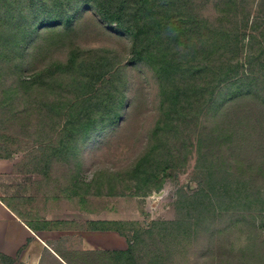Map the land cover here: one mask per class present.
Segmentation results:
<instances>
[{
  "label": "rangeland",
  "instance_id": "1",
  "mask_svg": "<svg viewBox=\"0 0 264 264\" xmlns=\"http://www.w3.org/2000/svg\"><path fill=\"white\" fill-rule=\"evenodd\" d=\"M215 1L210 0L203 8L202 1L198 0L200 12L210 15L213 12L211 3ZM238 5L239 12L244 10L242 14L246 13L250 18L241 54L246 61L248 57H254V66L259 70L264 62V22L259 20L264 18V0H239ZM241 17L233 19V23L241 24ZM129 46L128 40L102 27L95 16L87 12L72 28L47 31L32 43L28 66L21 78L11 70L0 73V182L15 199L12 200L14 207L32 220L87 216L95 220L125 222L122 235L127 247L130 241L134 242L136 233L153 227L160 238L158 242L163 243L158 246L157 253L168 264H215L218 260L213 258L210 250L223 242L227 247L232 242L235 251L241 247L251 251L252 239L257 233L251 223L221 234L218 229L226 227L227 222L219 218L213 224L208 222L210 226L205 223L200 235L190 238L185 234L190 226L187 222L190 199H182L181 206L178 205L182 195L191 196L202 186L199 182L204 176L203 168L197 167L199 140L204 139L205 125L211 127L214 120L218 122L219 111L224 109L219 101L208 115L199 118L191 138L185 133L174 142L177 148L171 159L174 165L167 169L164 177L161 174L159 189L155 188L153 166H149L153 174L141 172L140 178L133 172L132 165L145 147L144 137L158 118V87L146 67L129 64ZM257 55L260 56L256 58ZM42 68L46 72L44 74L43 70V76L36 80L33 74ZM125 77L129 80L126 89L120 87ZM19 80L24 85L20 86L22 88L17 86ZM6 90L16 94L12 100L4 94ZM121 90L126 91V99L121 106L120 120L86 144L81 163L77 165L78 158L74 160V155L67 154V147L53 150L62 140L67 144L64 137L70 133V124H80L79 113L86 114L83 121L90 114L108 113ZM41 107L42 111H39ZM73 118L76 121H70ZM258 132H261L259 128ZM253 139L249 140V144L254 141L252 148L245 144L236 154L246 164L257 168L264 164V153L257 150L260 144L257 132ZM225 154L224 150L222 155ZM171 155L167 154L168 157ZM223 167L229 168L226 163ZM231 169L236 171L234 163ZM250 175L253 179L247 187L253 200L250 213L259 224L264 174L251 171ZM231 199V209H243L242 204L250 200ZM223 200L220 206L226 207ZM161 229H166L168 234L165 240L160 235ZM179 230L182 233L177 235ZM259 233L264 236L263 227L259 228ZM144 240L148 244V236ZM174 244L176 249H172L169 261L163 246ZM150 249L148 246L146 250Z\"/></svg>",
  "mask_w": 264,
  "mask_h": 264
},
{
  "label": "trees",
  "instance_id": "2",
  "mask_svg": "<svg viewBox=\"0 0 264 264\" xmlns=\"http://www.w3.org/2000/svg\"><path fill=\"white\" fill-rule=\"evenodd\" d=\"M200 1L203 8L210 2ZM238 1L216 0L211 3L213 12L207 15L200 12L198 0H0V73L11 70L21 78L28 66L32 43L47 31L72 28L82 15L91 12L102 27L129 41V64L146 67L157 84L158 118L144 137L142 154L132 165L138 178L141 172L153 174L149 169V166H153L156 189L161 187V174L164 177L167 169L174 165L172 160L177 149L174 142L185 133L191 138V133L198 127L199 118L208 115L219 101L224 109L219 111L221 116L218 122L214 120L211 127L205 125L204 139L199 140L197 167L203 168L204 176L199 182L202 186L191 196L182 195L178 201L179 205L182 199H190L187 205L190 218L187 222L193 228L189 226L185 234L190 238L197 237L204 230L205 223L213 224L219 218L227 222L226 227L218 229L221 234L251 223L257 230L252 239L251 251L242 249L240 245L241 248L235 251L232 242H229L228 247L223 242L210 251L213 258L218 260L215 264H264V236L259 233L260 227L264 229V194L261 195V221L258 224L250 213L253 200L247 189L253 181L250 172L264 174V164L252 167L236 154L245 144L248 148L253 147L254 141L249 144V140H254L256 132L257 141L260 138L257 150L264 153V62H261V69L257 70L254 57H248L246 61L241 54L250 18L246 13L242 14L244 10L239 12ZM240 17L241 24L235 25L232 20ZM227 20L229 22L225 23ZM259 20L264 22V18ZM43 70L45 74L43 68L33 74L36 80L43 76ZM128 82L125 77L122 84L119 83L120 87L126 89ZM22 85V80H19L17 86ZM8 92L6 90L4 94L12 100L16 94ZM119 93L108 113L96 116L90 114L86 121H83L86 114L79 113L80 124L76 126L74 122L69 123V136L64 137L67 144H63L62 140L53 150L67 147V154L74 155V160L78 158L77 165L81 163L86 144L120 120L126 91L121 90ZM48 102L51 104L50 100ZM39 111H42V107ZM224 150L226 154L223 156ZM168 153L172 155L168 157ZM225 163L228 169L223 167ZM232 163L235 164L234 172ZM235 197L250 200L242 204L241 207H245L243 209H231V198L236 201ZM222 200L226 207L220 206ZM124 223L97 220L91 224L95 229L124 234ZM173 224L175 222L172 223L174 231ZM165 230L161 229L160 233L164 240L168 236ZM139 233L142 238L136 233L134 242L130 241L128 249L120 253L123 261L126 264H168L157 253L158 246L163 243L158 242L160 238L154 228ZM181 233L179 230L176 234ZM146 236L148 244L144 240ZM175 245L163 246L169 254V261L173 255L172 249H176ZM148 246L153 250H146Z\"/></svg>",
  "mask_w": 264,
  "mask_h": 264
},
{
  "label": "crops",
  "instance_id": "3",
  "mask_svg": "<svg viewBox=\"0 0 264 264\" xmlns=\"http://www.w3.org/2000/svg\"><path fill=\"white\" fill-rule=\"evenodd\" d=\"M5 186L0 182V264H126L119 232L95 229L97 220L87 216L32 220L14 207Z\"/></svg>",
  "mask_w": 264,
  "mask_h": 264
}]
</instances>
